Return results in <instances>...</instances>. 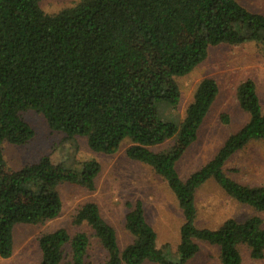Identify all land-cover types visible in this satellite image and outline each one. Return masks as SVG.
I'll return each instance as SVG.
<instances>
[{"label":"trees","instance_id":"obj_1","mask_svg":"<svg viewBox=\"0 0 264 264\" xmlns=\"http://www.w3.org/2000/svg\"><path fill=\"white\" fill-rule=\"evenodd\" d=\"M40 2L0 0V257L11 256L16 225L42 223L60 214V185L91 191L101 169L95 158L66 164L47 154L10 167L3 144L22 145L33 137L21 113L34 110L51 130L68 139L84 137L92 152L113 154L129 140L127 157L159 175L182 212L173 253L170 245H157L142 201H125L124 228L132 239L120 249L98 205L84 202L72 222L92 230L105 253L99 264H187L198 252V242L217 247L220 264H241L242 246L251 258L261 259L260 215L228 218L216 228L199 227L195 202L197 189L211 179L237 203L264 211V185L240 183L223 170L247 143L264 142V113L255 83L245 79L235 89L247 121L185 179L175 164L197 139L218 93L217 83L212 77L199 81L179 122L161 109H176L180 91L174 77L193 70L210 47L256 41L264 56V15L238 0H78L55 13L45 12ZM220 119L228 121L226 115ZM169 139L168 148L151 149ZM37 244L39 264H95L85 231L71 235L56 228L42 233Z\"/></svg>","mask_w":264,"mask_h":264},{"label":"rangeland","instance_id":"obj_2","mask_svg":"<svg viewBox=\"0 0 264 264\" xmlns=\"http://www.w3.org/2000/svg\"><path fill=\"white\" fill-rule=\"evenodd\" d=\"M78 0H41L40 5L47 13H55L62 8L74 5ZM248 10L264 15V0H238ZM212 77L218 86V93L206 114L197 139L177 160L175 167L182 179L187 178L209 161L228 135L237 131L248 119L235 97L239 82L251 79L264 113V56L260 44L249 41L238 45L221 44L210 47L206 58L188 74L174 77L180 91V101L175 110L163 107L161 113L179 122L199 81ZM221 115H226L227 123ZM22 118L32 127L33 137L22 145L3 144V154L8 165L19 168L34 162L43 155L62 159L66 164H74L76 159L95 158L101 169L95 178V188L88 191L76 185L62 184L59 194L62 200L60 214L42 223L18 224L13 229L14 249L10 257L1 258L0 264H39L40 250L38 237L45 232L63 227L69 234L85 231L90 240V257L95 264L104 258V250L94 238L92 230L85 225L76 226L72 219L76 210L86 201L95 202L102 217L114 228L120 249L130 243L132 236L124 228L125 201L140 199L147 222L157 235V245H170L175 253L179 241V228L183 221L174 194L166 182L153 170L140 162L127 157L125 150L129 140H124L113 154L92 152L84 137L68 139L65 133L51 130L40 113L27 110ZM172 139L153 146L154 151L168 148ZM224 172L232 179L247 185H264V142L254 140L236 151L224 164ZM198 211L196 224L199 227L216 228L224 220H243L252 214L262 217L264 211L255 212L245 205L229 198L213 181L208 180L195 193ZM199 250L187 264H220L218 248L205 242H198ZM241 264H264L261 259H253L249 250L240 247ZM177 257V254H175ZM142 264H152L144 262Z\"/></svg>","mask_w":264,"mask_h":264}]
</instances>
